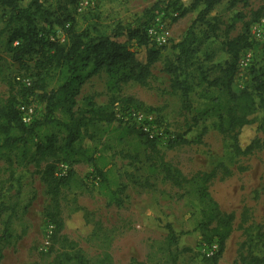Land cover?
<instances>
[{"label":"rangeland","instance_id":"obj_1","mask_svg":"<svg viewBox=\"0 0 264 264\" xmlns=\"http://www.w3.org/2000/svg\"><path fill=\"white\" fill-rule=\"evenodd\" d=\"M19 1L24 8L31 2ZM157 1L160 0H79L68 8L80 31L92 25L110 32L119 23L134 22ZM192 1L182 0L181 3L189 8ZM40 2L54 12L64 0ZM229 2L223 0L207 16V21L215 26L214 31L205 23L197 24L195 32L200 49L194 64L182 71V79H187L193 88L188 97L172 90V77L164 71L163 61L153 66L145 85L129 83L111 92L109 77L103 71L82 87L76 112L85 110L89 101L105 106L115 100V111L123 118L121 111L129 106L151 120L158 136L159 152V155H151L142 150L135 159L134 155H128L129 148L123 144L105 154L109 163L105 171L112 189L126 186V191L120 194L124 200L120 207L109 203L92 165L82 162L70 166L77 182L61 191L58 212L64 222L62 235L76 242L91 264H98L106 253L113 264H169L167 225L172 226L178 237L175 247L178 264H204L209 243L204 240L199 225L206 222V208L192 181L214 170L217 175L209 183V192L224 214L235 215L233 232L219 264H233L239 259L248 229L254 231V227H261L264 231V148L250 156H235L232 142L216 128L218 119L202 115L212 104L211 98L224 99V94L210 87L208 82L220 77L221 70L230 62V43L237 42L242 48L232 86L235 92L251 88L255 77L264 75V0H248L247 4L240 3L235 8H231ZM204 8L201 4L183 18H178L174 10L154 18L149 32L158 47L164 48V58L178 54L175 45L184 39ZM5 20V13L0 9V107L11 96H18L21 102L33 103L36 120H42L45 103L39 98L21 99L22 90L27 88L24 82L33 84L40 73L36 68L38 57L28 59L25 67L11 60L8 34H2ZM70 24L50 26L43 19L38 21L42 35L52 41H63ZM259 115L263 118L264 109H260ZM57 116L60 118V114ZM204 129L208 132L201 143L169 147L176 136L197 140ZM250 135L264 137L262 132L252 131ZM80 145L94 148V142L87 136ZM120 151L123 154H119ZM147 154L154 159L152 162L147 161ZM162 163L168 164L172 172H179V183L168 177ZM47 164L10 166L7 159L0 156V202L8 207L16 206L18 210L13 226L15 238L4 247L0 264H59L57 256L62 249L59 243H53L55 226L50 221L55 214V204L42 180ZM150 164H154L157 171L152 172ZM24 230L26 235L18 239Z\"/></svg>","mask_w":264,"mask_h":264},{"label":"trees","instance_id":"obj_2","mask_svg":"<svg viewBox=\"0 0 264 264\" xmlns=\"http://www.w3.org/2000/svg\"><path fill=\"white\" fill-rule=\"evenodd\" d=\"M78 1L64 0L53 12L47 10L40 0H31L25 8L20 6L19 0H0V9L4 11L6 18L2 34H8L11 60L25 67L28 59L38 57L36 68L40 69V73L31 87L22 90L21 99L39 98L46 105L44 118L36 120L30 126L22 123L18 111V106L29 102H21L20 97L11 96L0 107V156L6 158L10 166L27 167L31 164L39 166L41 163H48L42 173V180L55 204V214L50 217V221L55 226L53 243H59L62 249L57 256L59 264H91V261L76 242L62 235L64 222L58 212L61 191L71 188L73 183L77 182V177L72 169L67 177L56 178V162H64L71 167L82 162L92 165L109 203L120 207L124 204L120 194L126 191V186L112 189V182L105 171L109 165L105 154L126 144L130 151L128 155H134L135 159L139 158L142 150L151 155H159L156 140L150 139L132 124L129 106H124L121 111L124 118L118 117L115 100L105 106H96L89 101L85 110L76 112L77 97L82 87L103 71L109 77L108 88L111 92H117L122 85L129 83L145 85L151 77L153 66L163 61L164 71L172 77V90L180 91L188 97L193 88L187 79H182V71L194 64L200 49L195 29L198 23H205L210 31L215 30V26L206 18L223 0H193L189 8L182 5V0H160L134 22L127 25L119 23L110 32L92 25L80 31L68 8V5ZM247 1L230 0L229 4L231 8H235L240 3L247 4ZM201 4L205 8L199 13L184 39L175 45L178 54L164 58V48L158 47L149 33L154 18L169 10L178 12L177 17L183 18ZM40 19L50 26L71 23L66 30L65 40L51 41L42 35L38 26ZM241 49L237 42L229 44L230 62L221 70L220 77L208 82L210 87L217 88L224 94V99L211 98L212 104L202 115L217 118L216 128L232 142V153L237 157H246L264 148V137L261 139L257 135H250L252 131L264 134V116L261 118L259 115L260 109H264V75L256 76L253 80L255 84L251 88H244L239 93L233 90ZM207 132L204 129L197 140H187L178 135L170 141L169 147L201 143L203 135ZM85 136L94 142V148H83L80 145ZM118 153L123 154L122 151ZM147 155V161L154 160ZM162 167L170 179L176 183L180 182L178 171L172 172L166 163H162ZM149 168L152 172L157 171L154 164H150ZM216 175L214 170L192 181L196 184L199 198L206 208V222L201 223L199 229L209 247L214 244L219 246L218 252L204 258V264H219L232 235L235 221V215L224 214L209 192V183ZM30 206L31 202L26 206L25 212ZM17 214L16 206L8 207L0 202V219L3 218L0 262L4 258V247L15 238L13 226ZM167 229L169 264H178V251L175 249L178 246V237L171 225H167ZM252 231H246L239 259L233 264H264V231L261 227H254ZM25 235L24 230L18 239ZM98 264L113 263L110 255L106 253Z\"/></svg>","mask_w":264,"mask_h":264},{"label":"built area","instance_id":"obj_3","mask_svg":"<svg viewBox=\"0 0 264 264\" xmlns=\"http://www.w3.org/2000/svg\"><path fill=\"white\" fill-rule=\"evenodd\" d=\"M149 33H151V32H149ZM245 65H247V64H245ZM17 79L20 80V77ZM24 83L27 87L32 86L31 82L26 81ZM18 111L20 112L22 123L26 126L32 125L37 119V111H36V107L33 103L21 104L20 106H18ZM129 118L137 126V128L142 130L144 133H146L150 137V139L156 140L158 138V136L156 135V132H155V128L150 124L151 120L150 121L147 120L142 113H140L136 110H131V112H129ZM129 118H127V119H129ZM70 170H71V168H70L69 164L64 163V162H60L57 165V168L55 170V176L58 179H63L69 175ZM218 248H219L218 244H214L211 247H208L207 251H206V257L213 256L216 252H218Z\"/></svg>","mask_w":264,"mask_h":264}]
</instances>
